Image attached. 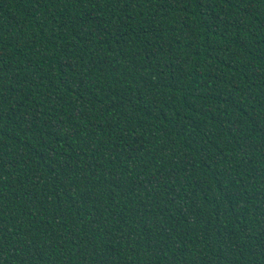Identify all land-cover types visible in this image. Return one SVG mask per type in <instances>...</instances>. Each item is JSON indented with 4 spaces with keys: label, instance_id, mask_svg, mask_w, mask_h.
Segmentation results:
<instances>
[{
    "label": "trees",
    "instance_id": "16d2710c",
    "mask_svg": "<svg viewBox=\"0 0 264 264\" xmlns=\"http://www.w3.org/2000/svg\"><path fill=\"white\" fill-rule=\"evenodd\" d=\"M0 264H264V0H0Z\"/></svg>",
    "mask_w": 264,
    "mask_h": 264
}]
</instances>
